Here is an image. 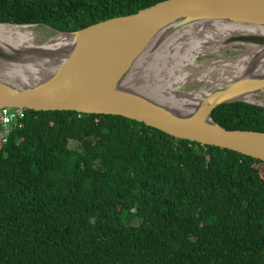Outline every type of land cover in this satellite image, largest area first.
I'll list each match as a JSON object with an SVG mask.
<instances>
[{
	"label": "trees",
	"instance_id": "1",
	"mask_svg": "<svg viewBox=\"0 0 264 264\" xmlns=\"http://www.w3.org/2000/svg\"><path fill=\"white\" fill-rule=\"evenodd\" d=\"M168 0H0V24L74 33ZM26 112L0 142V264H264V163L112 116ZM264 134V108L222 105Z\"/></svg>",
	"mask_w": 264,
	"mask_h": 264
},
{
	"label": "water",
	"instance_id": "2",
	"mask_svg": "<svg viewBox=\"0 0 264 264\" xmlns=\"http://www.w3.org/2000/svg\"><path fill=\"white\" fill-rule=\"evenodd\" d=\"M203 23L264 31V0H168L133 16L74 33H54L67 40L62 49L38 46L15 54L0 49V63L5 66L50 68L30 83L0 77V109L121 117L175 140L226 149L264 163V134L226 131L211 120L212 112L222 105L261 107L251 99L264 94V71L250 68L224 88L209 86L202 99L189 105L191 109H177L124 87L128 74L151 46L183 27ZM226 42L255 51L254 67L264 63V34L248 32Z\"/></svg>",
	"mask_w": 264,
	"mask_h": 264
},
{
	"label": "bare ground",
	"instance_id": "3",
	"mask_svg": "<svg viewBox=\"0 0 264 264\" xmlns=\"http://www.w3.org/2000/svg\"><path fill=\"white\" fill-rule=\"evenodd\" d=\"M29 28L35 27L18 28L0 25V49L5 53L15 54L21 51L29 52L38 46L52 50L67 46V40L62 36H56L43 45H36L33 32ZM248 32L264 34V31H246L211 23L183 27L165 35L151 46L128 74L124 87L150 94L152 96L149 97L177 109H191L189 105L202 99L206 92L200 89L187 96L180 92L182 87L202 84L217 90L227 86L230 81L244 76L250 68L264 71V63L258 67H254L251 63L254 57H257L255 51H245L242 55L238 54L212 63L197 61L199 58L207 59L212 56L219 58L222 54L232 51L235 47L226 41L232 36ZM49 70L46 65L11 67L0 63L2 79L4 77L25 83H30Z\"/></svg>",
	"mask_w": 264,
	"mask_h": 264
},
{
	"label": "rangeland",
	"instance_id": "4",
	"mask_svg": "<svg viewBox=\"0 0 264 264\" xmlns=\"http://www.w3.org/2000/svg\"><path fill=\"white\" fill-rule=\"evenodd\" d=\"M29 29L33 32V35L35 38L34 44H36V45H43V44L47 43L50 39L56 37L52 31H50L49 29L44 28V27H35V28H29ZM245 51L250 52L248 49L246 50L245 48H242V47H235L234 52L230 51L226 55L222 54L221 56H219V58L216 56H212V57H209L207 59H204V58L200 59L199 58V59H197V61L198 62L211 61V63L217 62L218 60H222L225 58L235 57L238 54L242 55V54H244L243 52H245ZM201 87H202V84H190L188 86L182 87L180 89V92L185 93V95H187L188 93L195 91L197 89H200ZM221 88H224V87H221ZM208 89H209V86H206L205 88H203V90H205V91ZM251 100L253 103L260 105L261 107H264V95L260 96L259 98L258 97L252 98Z\"/></svg>",
	"mask_w": 264,
	"mask_h": 264
},
{
	"label": "built area",
	"instance_id": "5",
	"mask_svg": "<svg viewBox=\"0 0 264 264\" xmlns=\"http://www.w3.org/2000/svg\"><path fill=\"white\" fill-rule=\"evenodd\" d=\"M26 112L23 110H0V142L6 144L9 136L15 130H20L24 126Z\"/></svg>",
	"mask_w": 264,
	"mask_h": 264
},
{
	"label": "flooded vegetation",
	"instance_id": "6",
	"mask_svg": "<svg viewBox=\"0 0 264 264\" xmlns=\"http://www.w3.org/2000/svg\"><path fill=\"white\" fill-rule=\"evenodd\" d=\"M227 53H229V52L224 53V55H226ZM262 95H264V94H262ZM262 95H259L258 97H260V96H262ZM256 98H257V97H256Z\"/></svg>",
	"mask_w": 264,
	"mask_h": 264
}]
</instances>
